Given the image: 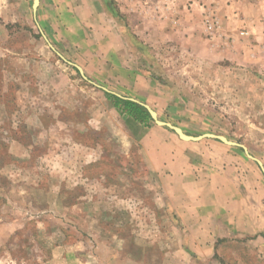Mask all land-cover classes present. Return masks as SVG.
I'll return each mask as SVG.
<instances>
[{
	"label": "rangeland",
	"instance_id": "rangeland-1",
	"mask_svg": "<svg viewBox=\"0 0 264 264\" xmlns=\"http://www.w3.org/2000/svg\"><path fill=\"white\" fill-rule=\"evenodd\" d=\"M32 5L0 0V264H226L225 253L247 250L218 238L212 257L192 252L199 232L224 235V224L186 223L166 205L99 85L189 134L242 143L264 164V0ZM222 147L216 155L264 185L241 147Z\"/></svg>",
	"mask_w": 264,
	"mask_h": 264
},
{
	"label": "crops",
	"instance_id": "crops-1",
	"mask_svg": "<svg viewBox=\"0 0 264 264\" xmlns=\"http://www.w3.org/2000/svg\"><path fill=\"white\" fill-rule=\"evenodd\" d=\"M106 89L108 93L123 99L145 103L131 95ZM117 109L124 115L128 129L142 144L149 169L159 177L161 192L169 200L165 204L173 208L183 222L197 225H209L212 222L224 224V235H218L211 229L199 232L197 240L201 242L193 243L192 252L200 257H212L218 238L227 239L229 245L238 239H245L247 250L242 248L239 254L228 251L225 253L226 264L250 263L249 259L245 262L244 251L247 252L246 258L254 255L264 264V185L258 182L259 171L255 170L257 185H250L251 180L242 171V167L228 164L231 162L230 154L228 157L216 155L215 150L222 146L234 145L209 137L183 140L173 130V133L167 131L164 128L166 126L158 125L155 121L154 126L150 125L152 120L138 121ZM154 110L159 117V110ZM251 245L256 248H251Z\"/></svg>",
	"mask_w": 264,
	"mask_h": 264
},
{
	"label": "water",
	"instance_id": "water-1",
	"mask_svg": "<svg viewBox=\"0 0 264 264\" xmlns=\"http://www.w3.org/2000/svg\"><path fill=\"white\" fill-rule=\"evenodd\" d=\"M39 3H40V0H33V5H32V7H33V11H34L35 14H36V12H37V9H38V6H39ZM43 35H44V37L46 38V35H45V34H43ZM49 44H50V46L55 50V47H54L51 43H49ZM57 53H58V55H59L62 59H64L66 62H68L69 64L74 65V66L79 70V72L82 74V76H83L85 79H88L87 76H86L85 73H84L83 68H82L80 65H78V64H76V63H73V62L69 61V60L66 59V58H65L60 52L57 51ZM103 88L106 89L105 87H103ZM106 90H107V89H106ZM131 99H133V98H131ZM133 100H135V99H133ZM135 101H137V100H135ZM137 102H139V101H137ZM139 103H141V104H142V105H143V106L149 111V113H150L152 119H153L158 125L166 126V127L170 128V129H172V130H173V131H174V132H175V133H176L181 139H183V140H200V139H202V138L209 137V138H215V139H218V140H220V141H222V142H224V143H226V144H228V145H234V146L241 147V148L244 150V152L246 153V155H247L249 158H251V159H253L254 161H256L257 164L259 165V167L264 171V164H263V162H262L259 158L255 157L253 154H251L250 151L248 150V148H247L246 145H244V144H242V143H239V142H237V141L230 140V139H228L225 135H222V134H215V133H203V134H198V135H192V134H189V133L185 132L180 126H177V125H175V124H173V123H171V122H168V121L161 120V119L158 117V113H157V111L154 110L149 104H147V103H143V102H139Z\"/></svg>",
	"mask_w": 264,
	"mask_h": 264
},
{
	"label": "trees",
	"instance_id": "trees-1",
	"mask_svg": "<svg viewBox=\"0 0 264 264\" xmlns=\"http://www.w3.org/2000/svg\"><path fill=\"white\" fill-rule=\"evenodd\" d=\"M107 95L113 98L114 105L117 108L121 109L123 113L125 112L129 115H132L134 118L141 122L153 120L149 111L143 105H140L137 102L129 99H123L112 93H107Z\"/></svg>",
	"mask_w": 264,
	"mask_h": 264
}]
</instances>
